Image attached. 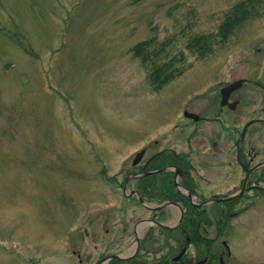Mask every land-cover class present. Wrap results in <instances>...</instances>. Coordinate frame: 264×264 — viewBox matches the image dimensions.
<instances>
[{"label":"rangeland","instance_id":"obj_1","mask_svg":"<svg viewBox=\"0 0 264 264\" xmlns=\"http://www.w3.org/2000/svg\"><path fill=\"white\" fill-rule=\"evenodd\" d=\"M239 78L261 87L234 96H264V0H0V264L171 260L179 210L153 214L159 201L121 184L135 152ZM253 209L209 264H264V203ZM151 216L169 228L139 231ZM203 251L187 245L183 264Z\"/></svg>","mask_w":264,"mask_h":264},{"label":"flooded vegetation","instance_id":"obj_2","mask_svg":"<svg viewBox=\"0 0 264 264\" xmlns=\"http://www.w3.org/2000/svg\"><path fill=\"white\" fill-rule=\"evenodd\" d=\"M239 79V86L226 97L220 95L222 86L226 85L223 84L200 107L184 108L181 117L186 122L175 123L170 130L183 124L187 134L184 136L185 130L172 131L170 139L163 140L164 133L157 149H154L157 145L146 143L135 162L137 152L133 154L129 172L121 184L122 190H136L143 199L178 205L181 215L174 230L183 238L178 251L189 244L202 245L203 254L193 259L197 264H209L214 258L210 248L230 219L252 208L259 215L264 203V96H234L244 83L261 87L256 80ZM157 174L162 176L149 180ZM145 178L143 185L136 184ZM126 179L133 182V188L127 186ZM162 207L149 211L160 213ZM157 218L154 220L160 222ZM148 224L136 226L141 231ZM218 242L228 254L227 243L222 239ZM221 252V249L217 251L219 260ZM185 253L186 248L178 258L179 264L188 260ZM172 262L165 255L155 264H178Z\"/></svg>","mask_w":264,"mask_h":264},{"label":"water","instance_id":"obj_3","mask_svg":"<svg viewBox=\"0 0 264 264\" xmlns=\"http://www.w3.org/2000/svg\"><path fill=\"white\" fill-rule=\"evenodd\" d=\"M239 83H240V80H237V81H235V82H233V83H230V84H228L227 86H225V87H223L221 90H220V94H221V96L222 97H226L227 95H228V93L231 91V90H233V89H235V88H237L238 86H239ZM185 116H189V113H185L184 114ZM195 119V118H194ZM141 153H142V150H140L138 153H137V155L134 157V159H133V161L135 162L140 156H141ZM133 162V163H134ZM145 174H147V173H145ZM144 174V175H145ZM138 202L140 203V204H143L140 200H138ZM171 204H173V205H176L177 206V204H174V203H172L171 202ZM150 223H152V224H155V225H160V226H162V227H164L165 225H162V224H160V223H158V222H156V221H149ZM166 227V226H165ZM136 241H137V239H136ZM183 249H184V247L180 250V252L179 253H177L176 255H174L173 256V259H177L178 257H179V255L182 253V251H183ZM111 257H118V258H127V257H120V256H118V255H116V254H113V255H110ZM99 263V261H96L94 264H98ZM179 264V263H178Z\"/></svg>","mask_w":264,"mask_h":264},{"label":"trees","instance_id":"obj_4","mask_svg":"<svg viewBox=\"0 0 264 264\" xmlns=\"http://www.w3.org/2000/svg\"><path fill=\"white\" fill-rule=\"evenodd\" d=\"M145 43L147 44V42L138 43V44L134 45L133 49L136 51H139Z\"/></svg>","mask_w":264,"mask_h":264},{"label":"bare ground","instance_id":"obj_5","mask_svg":"<svg viewBox=\"0 0 264 264\" xmlns=\"http://www.w3.org/2000/svg\"><path fill=\"white\" fill-rule=\"evenodd\" d=\"M100 264H103V263H100Z\"/></svg>","mask_w":264,"mask_h":264}]
</instances>
